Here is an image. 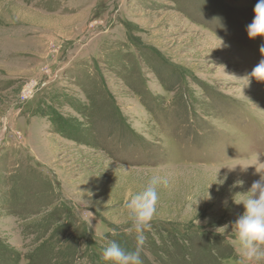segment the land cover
Wrapping results in <instances>:
<instances>
[{
	"label": "rangeland",
	"instance_id": "1",
	"mask_svg": "<svg viewBox=\"0 0 264 264\" xmlns=\"http://www.w3.org/2000/svg\"><path fill=\"white\" fill-rule=\"evenodd\" d=\"M256 3L0 0V264L135 250L126 202L154 176L143 264H240L234 199L264 175Z\"/></svg>",
	"mask_w": 264,
	"mask_h": 264
},
{
	"label": "clouds",
	"instance_id": "2",
	"mask_svg": "<svg viewBox=\"0 0 264 264\" xmlns=\"http://www.w3.org/2000/svg\"><path fill=\"white\" fill-rule=\"evenodd\" d=\"M247 32L249 39L264 37V0H257L254 7V19L248 25ZM260 53L264 56V45L261 46ZM251 76L264 82V59L255 66ZM254 155L260 162V156ZM166 183L163 177L154 176L148 180L141 191L129 196L126 208L131 227L127 231L129 234L135 233L137 246L135 250L129 251L116 240H108L102 251V257L106 262L109 264H143L142 246L147 239L146 233L151 231L152 223L157 215L160 199L159 186ZM243 184L244 181L238 180L234 187H243ZM236 196L242 199L239 202L234 199L235 203L242 204L244 207L243 214L232 225L241 256L240 264H264V175L260 174V179L254 181L246 193H238Z\"/></svg>",
	"mask_w": 264,
	"mask_h": 264
}]
</instances>
